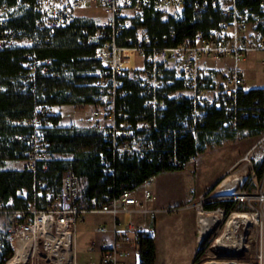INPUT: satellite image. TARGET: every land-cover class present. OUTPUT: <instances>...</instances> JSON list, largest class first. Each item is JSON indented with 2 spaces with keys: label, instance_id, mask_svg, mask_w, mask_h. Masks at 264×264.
I'll return each instance as SVG.
<instances>
[{
  "label": "built area",
  "instance_id": "2783aa9c",
  "mask_svg": "<svg viewBox=\"0 0 264 264\" xmlns=\"http://www.w3.org/2000/svg\"><path fill=\"white\" fill-rule=\"evenodd\" d=\"M261 7L264 8V0ZM34 8L39 14L37 27L52 34L68 26L80 14L92 20L83 29L81 43L97 45L96 57L101 60L102 68L95 73L93 85L99 88L101 100L97 105H90L85 112L84 126L105 137L106 153L101 155L105 179L115 175L119 160L150 159L157 154L160 160L175 168L184 169L195 163L199 155L184 156L179 144L185 136L196 135L201 130L212 108L226 112L228 117L224 125L231 128H236L244 119H264V102L259 97L247 100L251 89L246 87L244 70L238 65L241 59L252 53L264 55V32L252 20L251 9L243 5V0H34ZM186 8H191L197 18L213 9L222 19L215 27L198 30L180 41L174 32L152 33L139 23L144 21L148 11L161 14L166 21H175L184 16ZM11 10L8 4L0 3V47L17 45L16 33L8 23ZM98 10L103 13V18L96 20ZM132 54L137 58L133 68H128ZM229 58L235 64L226 70L216 66L215 63ZM53 62V58H42L40 53H27L22 61L25 89L34 92L33 85L40 73L59 77L60 74L53 69ZM216 71H223L221 79L216 76ZM129 85L137 86L142 97L137 113L130 105ZM176 100L183 101L185 111L175 125H165L169 107ZM59 109L47 104L38 105L24 121L30 130L15 136L27 145L19 160L21 169L34 174L47 170L53 153L45 130L54 126V117L61 114ZM154 180L155 176H151L143 183L140 196L137 189L124 185L118 189L112 184L104 202L94 200L88 207L84 204L82 177L73 169H67L59 190L46 193L45 208L38 206L41 195L38 187L43 186L40 179L35 181L34 192H20V206L13 200L4 202L0 199L1 241L13 248L4 264H79L75 231L78 222L84 221L89 213L110 214L112 223L97 227V232L110 237L88 244V251L100 253L98 261L92 260L88 264H127L131 255H136L138 264H141L147 243L155 241L157 231L149 219L150 214L171 210L153 206L157 200L152 187ZM257 187V197L251 200L238 199L232 190H228L231 193L225 196V199L244 202L247 211H228L223 207L205 210L204 205L214 201L205 195L197 208L201 213L202 233V215L220 216L209 235L226 221L213 244L215 248L219 240L229 234L230 220L245 212L254 214L258 219L255 229L260 234L256 239L260 240L259 264H264V180ZM241 190L250 194L255 191H247L243 184ZM29 193L32 202L26 204L25 196ZM247 226L242 224L237 232L244 233ZM54 232H64V237L70 234L71 257L66 256L68 249L63 242L58 243L54 251L49 249L48 239ZM30 240L33 244L30 249H24L18 255L20 244ZM229 251L222 249L221 255L214 254L228 256Z\"/></svg>",
  "mask_w": 264,
  "mask_h": 264
},
{
  "label": "trees",
  "instance_id": "16d2710c",
  "mask_svg": "<svg viewBox=\"0 0 264 264\" xmlns=\"http://www.w3.org/2000/svg\"><path fill=\"white\" fill-rule=\"evenodd\" d=\"M12 7L9 27L14 29L16 38L29 39L36 42L33 45H15L0 47V199L4 202L13 200L17 206L21 205L22 190L35 191V181L40 179L43 186L38 187L41 195L38 197V206L45 208V198L48 192H57L62 177L67 169H73L84 181V204L91 206L94 200L104 202L109 193V187L116 184L118 189L124 185L129 189H138L151 176H156L165 170H180L167 165L160 160L157 154L150 159L119 160L116 173L103 178L101 155L105 152V137L98 131L83 126L63 125L62 115L54 117V126L45 130V136L50 143L53 153L48 162L46 171L34 174L31 171L8 168L9 163L21 159V154L27 145L17 140L15 136L27 132L30 128L24 121L30 117L38 105H97L100 102L99 88L93 85L96 72L102 68V62L96 57L97 45L81 43L83 29L92 20L77 17L68 26L55 31L41 30L36 22L39 14L34 8V0H0ZM262 0H243V5L250 7L252 20L264 32V8ZM222 19L221 15L211 9L200 18L191 8H186L184 16L175 21H166L161 14L148 11L145 13V25L152 33L174 32L178 41L193 36L198 30H209L215 27ZM2 27L0 26V30ZM133 34V31L129 32ZM48 38L50 39L48 41ZM29 52L40 53L42 58L54 59L53 69L59 77L40 73L33 85L34 92L25 89L23 75L25 67L22 61ZM131 89L130 105L133 112L140 110L142 97L137 86L129 85ZM259 97L264 102V87L251 89L247 100ZM185 111L183 101L176 100L171 103L165 125H175L176 120ZM228 115L221 108H212L209 111L207 122L196 134L185 136L179 144L180 153L184 156L201 154L212 141H221L225 138H234L239 131H249L254 135L264 132V119L262 117L242 120L236 128L225 126ZM88 152L87 156L79 154ZM247 170L230 175L219 184V191L232 190L233 196L238 199L246 192L241 186L247 178ZM264 175V165L258 170V178ZM232 195V194H231ZM244 205V206H243ZM223 207L243 210L247 208L244 202L229 199L214 200L206 203L204 208L214 210ZM0 230V264H4L13 253L11 244L1 241ZM203 249H200L194 263L200 261ZM141 264L156 263L155 241H148L147 252L143 254Z\"/></svg>",
  "mask_w": 264,
  "mask_h": 264
},
{
  "label": "rangeland",
  "instance_id": "374dc122",
  "mask_svg": "<svg viewBox=\"0 0 264 264\" xmlns=\"http://www.w3.org/2000/svg\"><path fill=\"white\" fill-rule=\"evenodd\" d=\"M88 11V10H86ZM103 13L98 10L94 17L96 20L103 18ZM81 18L88 19L84 14H80ZM36 39H19L17 45H33ZM137 56L132 54L131 64L128 68H133L134 61ZM264 55L261 53H252L249 56L241 59L239 61V67L244 70L246 76V83L248 89L263 88L264 87ZM229 65H234L233 59H227ZM216 64V63H215ZM223 71H216V76L221 79L223 76ZM90 105H64L61 108V115L65 119L63 121L67 125H77L85 127V112ZM60 110V109H59ZM264 132L258 135H254L249 131H239L234 138H225L221 141L210 142L206 150L198 156V160L195 163L189 164L184 169L180 170H165L160 172L155 176L153 188L157 192L160 200L165 201L168 205L174 207L184 203L185 196L192 187H201L205 184L207 180H211L217 173L225 169L230 165L229 175H234L235 173H241L247 170V178L243 182V188L247 191L253 193H245L242 195V199L251 200V198L257 197V185L261 184L264 177L260 180L258 178V170L264 165ZM255 151V152H254ZM254 152V153H253ZM249 153V154H248ZM248 154V158L245 155ZM88 152L79 154V156H87ZM245 157V158H244ZM8 168L21 169V161H14L9 163ZM238 169V171H237ZM255 171V174H254ZM228 174V173H227ZM228 177V176H227ZM222 180L217 181L213 186L216 188ZM143 186L141 185L137 189V194L140 196L142 194ZM32 194L29 193L25 196V203L30 204ZM208 197V194H205ZM246 205V204H245ZM244 206V205H243ZM247 206V205H246ZM207 210V209H205ZM245 208L243 211H247ZM177 211H172L170 214H175ZM247 214V213H246ZM100 216L96 214L89 213L85 218V222H78L76 227L78 229V236L76 235L77 244L76 252L79 254V261L81 264H87L90 262L94 255V252H88L85 246V238L88 236L89 230L93 228L94 221L97 222ZM226 221L222 224L225 227ZM248 225V224H247ZM219 227L215 229L212 234H210L205 240L201 239V248L203 252L200 256V261L197 264H207V263H244V264H259L261 263V258L258 255L259 241L256 240L260 238V234L257 233L256 226H247V233L244 239V249L243 253L234 255L233 253H228V256H216L221 255L219 250L214 247L217 238L221 235V229ZM253 230V231H252ZM77 233V232H76ZM249 238V239H248ZM248 239V242H247ZM168 243L165 242V255L163 259H166L169 255ZM246 250V251H245ZM164 251V250H163ZM175 249H171L173 256ZM216 255H215V254ZM163 254V253H162ZM214 254V255H213ZM226 254V253H224ZM93 260L98 261L99 256L96 255Z\"/></svg>",
  "mask_w": 264,
  "mask_h": 264
},
{
  "label": "crops",
  "instance_id": "0c3cea01",
  "mask_svg": "<svg viewBox=\"0 0 264 264\" xmlns=\"http://www.w3.org/2000/svg\"><path fill=\"white\" fill-rule=\"evenodd\" d=\"M30 45L29 43H27V46ZM227 62H228L227 60L217 62L216 66L222 70H226L228 67L232 66L229 65ZM61 109L62 108L60 107V111ZM64 120L65 119L62 118V124ZM63 125H67V123L64 122ZM229 169H230V165L227 166L225 169L221 170L219 173H217L211 180H207L205 184L202 185L201 187L190 188L187 195L185 196L186 201L181 205L172 207L168 205V203H166L165 201L160 200L159 196L157 195V200L153 204V206H156L158 208H168L171 210L168 212L152 213L149 216L151 223L156 227L157 230L154 239L156 244L155 264H197L194 263V259L197 252L201 248L200 240L204 237V231L202 233L200 229L199 223H200L201 213L199 212L197 205L201 200V198L206 193L208 194V197L214 200H224L225 196L230 195L231 191H227V190L219 191V185L216 188L213 186V184H215L217 181L222 180L223 182L227 176H230ZM173 210L177 211V213L170 214ZM92 214H96L97 216L100 217L99 219H97V222L94 221L93 228L89 230L88 236L87 238H85L86 249L91 241L95 240L99 242L103 238L110 237V235H102L101 233L97 232V227L103 223H106L108 225L111 224L112 216L107 213H92ZM128 219L129 216L127 215L126 222L128 221ZM81 222L84 223L85 220ZM76 235L78 236L77 228L75 231V236ZM75 241L77 244L76 237H75ZM165 242L166 244L168 243L167 246L169 248V252H168L169 255L167 256L166 259H163V256H166L165 255L166 248L164 249ZM172 248L175 249L173 253L174 257H171L170 255L172 254L171 252ZM92 254L94 255V257L98 255L100 258V253L98 251ZM94 257H92L90 261H92ZM79 258L80 257L78 254V261ZM79 264H81L80 261ZM127 264H138L136 255L129 256L127 258Z\"/></svg>",
  "mask_w": 264,
  "mask_h": 264
},
{
  "label": "bare ground",
  "instance_id": "6f19581e",
  "mask_svg": "<svg viewBox=\"0 0 264 264\" xmlns=\"http://www.w3.org/2000/svg\"><path fill=\"white\" fill-rule=\"evenodd\" d=\"M246 158H248V155H246ZM242 187V186H241ZM247 213V214H246ZM218 215H210V216H206V215H202L201 219H202V225H203V231H204V237L203 238H207L211 229L213 228V225L219 220ZM242 224H248L249 226H257L258 225V219L257 217L252 214V213H248L245 212L244 214H239L237 215L235 218H233L232 220H230L229 225H230V232L228 235H226L223 239L219 240V245L217 247V249L219 250V253L221 254L222 249H230V251L228 253H233L234 255H237L239 253H241L244 249V239L246 237V233H247V229H249L247 227L246 229V233H242L239 234L237 232V230L239 229V227ZM63 242L67 249L66 250V256L71 257L72 255V246H71V237L70 234H66L64 237V232L62 233H58V232H54L53 235H51L48 239V245H49V249H51V251H54L57 248L58 243ZM32 242L30 241H25L22 242L19 246V250H18V255L22 252V250L24 249H30V247L32 246ZM207 264H228V263H222V262H216V263H207ZM230 264V263H229ZM231 264H244V263H238V262H233Z\"/></svg>",
  "mask_w": 264,
  "mask_h": 264
}]
</instances>
